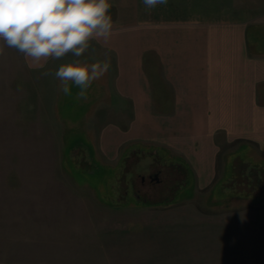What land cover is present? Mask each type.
<instances>
[{
  "label": "crops",
  "instance_id": "1",
  "mask_svg": "<svg viewBox=\"0 0 264 264\" xmlns=\"http://www.w3.org/2000/svg\"><path fill=\"white\" fill-rule=\"evenodd\" d=\"M110 2L114 34L109 42L93 40L81 57L68 53L49 59L44 68H29L21 53L0 41V76H8L15 89L16 77L41 75L47 79L42 91L49 100V81L58 80L54 73L59 66L76 60L107 61L108 71L89 90L100 99L98 106L121 109L116 126L104 131L99 141L112 155L126 147L117 178L125 175L127 187L137 172L131 160L154 151L164 158L163 168L174 170L175 164H182L192 188L211 187L219 200L264 202V176L256 184L251 180L257 176L253 168L264 173V0H168L151 11L142 0ZM58 82L60 98L64 93ZM140 143L152 150L132 149ZM117 189L113 211L140 209L134 205L142 203L139 200H124L126 188L123 193ZM5 198L0 213L7 212L4 221L10 220L11 226L0 227V264H83L67 258L64 231L44 227L78 218L76 204H92L90 198H42L36 210L32 197ZM16 205L26 206L25 213ZM125 213L105 216L111 220ZM130 213L134 220L168 216ZM15 218L26 221V227H15Z\"/></svg>",
  "mask_w": 264,
  "mask_h": 264
},
{
  "label": "rangeland",
  "instance_id": "2",
  "mask_svg": "<svg viewBox=\"0 0 264 264\" xmlns=\"http://www.w3.org/2000/svg\"><path fill=\"white\" fill-rule=\"evenodd\" d=\"M16 79L17 91L8 76H0V203L7 195L8 199L32 197L36 210L41 207L36 201L42 198H90L92 204H76L78 218H65L59 227H44L66 233L65 239H60L67 244V258L74 257L83 264H264V202L219 200L212 196L211 187L192 188V181H188L185 192H178L169 204H134L140 207L136 210L141 212L139 215L154 212L168 216L134 220L130 212L135 210L113 211L118 206L112 203L116 188L117 193L126 188L125 175L116 177L126 147L115 149L112 155L99 140L104 131L116 126L121 109L98 106L100 99L90 92V87L86 99H80V89L71 83V94L61 93L59 98L60 84L51 79L48 100V93L42 91L47 79L41 75ZM135 148L152 150V146L141 143L132 147ZM137 159L131 160V166ZM243 168L247 165L243 164ZM252 170L257 174L256 179L251 176L256 184L264 173ZM223 174L219 172L218 176ZM136 182L141 186L140 177ZM77 183L83 187L78 188ZM215 190L221 193L219 187ZM153 198L159 196L154 194ZM16 206L25 213L26 206ZM69 206L72 210L73 204ZM121 211L129 213L111 220L110 215L105 216ZM5 214V210L2 216L0 213V227L9 228L10 220L4 221ZM14 221L15 227H26V221Z\"/></svg>",
  "mask_w": 264,
  "mask_h": 264
},
{
  "label": "clouds",
  "instance_id": "3",
  "mask_svg": "<svg viewBox=\"0 0 264 264\" xmlns=\"http://www.w3.org/2000/svg\"><path fill=\"white\" fill-rule=\"evenodd\" d=\"M146 10L168 0H142ZM110 0H0V41L21 53L29 68H44L49 59L68 53L81 57L96 40L107 43L114 34ZM0 47V53L3 52ZM107 61L88 64L79 60L62 64L54 73L65 95L69 82L86 99L87 89L109 69ZM48 74V73H45Z\"/></svg>",
  "mask_w": 264,
  "mask_h": 264
},
{
  "label": "flooded vegetation",
  "instance_id": "4",
  "mask_svg": "<svg viewBox=\"0 0 264 264\" xmlns=\"http://www.w3.org/2000/svg\"><path fill=\"white\" fill-rule=\"evenodd\" d=\"M147 153H141L137 156V161L132 164L137 172L130 176L131 184L130 187L126 186L124 200L135 198L144 204H169L167 202L172 201L178 192H185L183 189L188 186L190 180L188 171L179 163L175 164L176 169L174 170L163 168L165 166L163 157L154 151ZM139 177L142 182L141 186H137L136 182V178ZM154 194H157L159 199L155 200Z\"/></svg>",
  "mask_w": 264,
  "mask_h": 264
},
{
  "label": "trees",
  "instance_id": "5",
  "mask_svg": "<svg viewBox=\"0 0 264 264\" xmlns=\"http://www.w3.org/2000/svg\"><path fill=\"white\" fill-rule=\"evenodd\" d=\"M120 163H123V161H121ZM116 177H117V173H116Z\"/></svg>",
  "mask_w": 264,
  "mask_h": 264
}]
</instances>
